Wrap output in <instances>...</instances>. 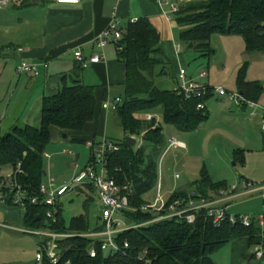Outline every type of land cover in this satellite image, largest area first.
<instances>
[{
  "label": "trees",
  "instance_id": "1",
  "mask_svg": "<svg viewBox=\"0 0 264 264\" xmlns=\"http://www.w3.org/2000/svg\"><path fill=\"white\" fill-rule=\"evenodd\" d=\"M174 16L181 27V44L203 55L211 51L210 39L214 34L239 35L244 39L248 52H264V0H191L180 2ZM123 28V38L118 42L122 49H118V57L125 66V81L122 102L115 112L126 136H142L143 140L138 148L131 147L126 138L117 140L120 150L110 154L108 169L110 176L120 185L132 186L131 204L141 206L147 202L143 196L156 184V158L166 142L164 128L157 120L156 113L165 124L191 132L209 119L207 101L213 94L188 99L178 94L176 89L158 87L155 78L165 74L166 70L159 54L160 32L146 17L129 22ZM77 62L72 71L63 77L61 90L43 98L39 125L16 124L12 132H0V167H16L21 162L24 174L19 176V181L29 195L37 193L46 175L44 159L47 147L52 142V128H59L62 135L73 136V140L86 142L87 138L79 133L100 117L104 110L103 103H99L96 86L83 82L84 67ZM247 66L248 63H245L239 70L238 92L245 100L264 106L260 102L264 85L259 80L246 79ZM200 103L205 104L204 108H198ZM145 114H152L153 117L147 119L142 116ZM97 136L98 133H95ZM91 154L93 158V148ZM194 186L192 190L176 189L170 201L178 197L187 198L191 191L208 196L210 192L229 189L225 182H214L205 168ZM75 191L85 195L88 209L94 200L92 194L97 193L96 189L84 186ZM58 209L57 221L54 222L46 218L45 204L29 203L26 209L21 210L22 221L33 229L49 228L61 233L90 231L87 213L76 215L67 223L61 202ZM127 215L137 222H145L153 217L152 213L140 211L127 212ZM210 221L207 213L200 211L193 223L173 219L130 229L118 237L120 244L124 240L129 242L126 254L108 255L102 250L100 242L93 238L65 237L58 239L61 248L58 264H216L212 253L231 241L243 243V248L237 254L251 262L257 258L256 247H264V229L256 218H253L250 226L229 221L210 226ZM100 228L101 225H98L95 229ZM94 246L98 253L92 257L90 250ZM249 248L253 249L251 253H247ZM45 264L49 263L45 261Z\"/></svg>",
  "mask_w": 264,
  "mask_h": 264
},
{
  "label": "rangeland",
  "instance_id": "2",
  "mask_svg": "<svg viewBox=\"0 0 264 264\" xmlns=\"http://www.w3.org/2000/svg\"><path fill=\"white\" fill-rule=\"evenodd\" d=\"M12 4H14L13 1L10 2V5ZM8 10L6 12L0 10V19L11 16L15 18L14 21H17V18L23 13L13 7ZM156 28L162 37L164 48L162 57L166 67L165 74L155 78V84L158 87L176 88V72L179 66L177 56H179L181 64L193 76H198L202 70L208 71V77L200 79V81L208 82L210 80L209 83L213 86H222L229 91H238V73L245 63H248L246 79L259 80L264 85V52H248L241 36L214 34L210 39L211 51L203 55L199 51L181 44V29L177 24L176 16H173L172 28L163 19ZM173 38L177 43H180L178 54ZM17 59L18 57H4L0 60L1 134L12 132L14 125L18 124L16 118H22L21 122H26L24 121L25 115L36 102L34 94L37 85H33L27 79L18 81L19 76L16 70L20 62L17 64ZM5 64L7 66H4ZM41 80L42 75L36 78L38 83ZM91 80H95V78L93 77ZM91 80L89 79V81ZM89 81H86V84H90ZM123 91V85L114 86V95ZM260 102L264 104V93ZM207 108L210 112L209 119L191 132L180 131L165 124L162 117L156 113L157 119L160 117V123L164 128L166 142L156 158L158 163L156 184L143 196V199L147 202L155 200L159 181L162 182L163 192L166 194L171 193L178 186L186 187L189 190L195 189V181L200 178L201 171L205 168L214 182H225L230 191L234 185H237L238 190L232 191L234 196L226 201L231 214H248L252 218L259 219L264 215V196L260 191L244 192L243 188L246 183L255 186L264 184V145L261 122L258 118H248L246 112L238 107L228 95L212 96L207 101ZM32 112H34L31 115L33 119L28 122L37 126L40 122L39 109H37V113L36 110ZM108 117V136L114 140L122 141L126 135L120 125L117 113L110 109ZM18 125L25 124L19 123ZM171 137L184 141L185 147H169ZM66 138H62L65 141L53 139L47 147L49 156L45 154L44 159L46 175H44L43 183L45 184H49L51 178L55 179L57 186L70 182L74 175L91 159L92 150L84 141L73 140L71 136ZM136 139L135 148H138L143 137L138 136ZM66 148L72 154L65 152ZM0 168L2 171L12 167ZM176 174L179 177H176ZM229 190L227 189V192ZM219 192H210L208 196L216 197ZM92 196L94 200L90 202L88 209L85 206L87 198L84 194L73 191L63 197L61 203L67 223L74 216L87 213L90 219V230L101 225L98 220L101 203L97 193ZM21 210L19 207L11 205L0 207V264H33L32 261L35 260V255L40 250V238L21 230L29 228L22 221L23 212ZM15 212V217L11 219L10 216L12 217ZM242 248V242H227L212 253V258L216 264H264V257L263 259L254 258L251 262L239 257L241 255L237 252H240ZM252 251L253 249L249 248L247 253Z\"/></svg>",
  "mask_w": 264,
  "mask_h": 264
},
{
  "label": "built area",
  "instance_id": "3",
  "mask_svg": "<svg viewBox=\"0 0 264 264\" xmlns=\"http://www.w3.org/2000/svg\"><path fill=\"white\" fill-rule=\"evenodd\" d=\"M4 1V0H2ZM61 4H78L81 0H52ZM159 4L166 16L171 21L174 14L179 9L180 2L190 0H158ZM124 26L116 19L112 20L109 26L96 37V45L100 51L91 57H86L81 51L75 52L76 59L81 62L84 68H87L91 63H97L105 59V48L110 43L116 44L117 49H122L118 42L123 38ZM179 47V45H178ZM23 50V48H19ZM40 65L38 63H29L22 60L17 66V72L20 74L31 73L34 75L40 74ZM45 67L48 63H43ZM208 77V71L202 70L198 76H193L189 73L186 67L179 64L176 74L178 94L185 98L203 97L212 93L218 96L228 95L237 105L246 104L250 109V118L261 117V129L264 132V106L254 102L247 101L238 91H229L222 86H213L208 82L200 81ZM122 98L116 97L112 101L103 103V108L108 110H117ZM205 104L200 103L198 108H204ZM152 114H146L145 118L151 119ZM1 129V121H0ZM88 146L94 149L93 158L83 168H81L68 183L58 185L55 179L51 178L49 184L42 183L34 195H29L19 181V176L24 174L21 162L16 167L7 170H0V205H13L20 209H26L29 203H43L47 206L46 218L54 222L57 221L56 214L58 213V205L64 196L75 191L79 187L93 186L99 196L101 203V213L99 220L101 222L100 229L90 230L85 233H61L52 231L49 228L21 229L24 232L37 235L40 238V250L35 255L33 264H58L61 259V248L58 239L70 236H83L93 238L100 242V246L108 255L117 253H127L129 242L124 240L122 244L118 242V237L125 231L137 229L148 224L161 222L163 220H182L185 219L189 223L196 220L197 212L205 211L207 216L213 222L214 226L221 225L224 221H229L234 224H242L250 226L253 223V218L248 214H231L226 201L229 200L230 194L238 190L237 185L232 187V191L223 189L215 196H203L198 192L191 191L187 198H176L170 201V196L167 197L163 192L162 182H158L157 196L154 201L146 202L141 206L131 204V196L133 194L132 186L129 184L120 185L116 179L110 176L108 169L109 156L113 152L120 150V145L107 137H103L100 141H89ZM185 147V144L175 137L169 140V147ZM72 153V152H70ZM7 167V166H3ZM1 169V168H0ZM176 177H179L176 174ZM243 191H260L264 196V184L255 186L251 183L244 185ZM229 194V196H228ZM152 213V219L145 222L133 221L127 212ZM260 226L264 229V215L258 219ZM4 226V225H2ZM98 251L94 246L90 250V255L95 257ZM264 256L263 245L256 247V257ZM67 264H70L68 262Z\"/></svg>",
  "mask_w": 264,
  "mask_h": 264
},
{
  "label": "crops",
  "instance_id": "4",
  "mask_svg": "<svg viewBox=\"0 0 264 264\" xmlns=\"http://www.w3.org/2000/svg\"><path fill=\"white\" fill-rule=\"evenodd\" d=\"M12 1L14 4L10 5ZM10 7L21 10L23 13L17 18V21H14L15 18L11 16H4L5 19H0V60L4 57H18L17 64L22 60L41 64L39 75L20 74L16 70L19 82L27 79L33 85H37L34 94L36 102L25 115L24 121L26 122H21L22 118H16L18 124H30L28 121L33 119L31 116L34 113L33 110H36L37 113V109H39L40 117L43 98L61 90L63 77L78 64L75 57L76 51H81L86 57H91L100 51L96 45V37L109 26L112 20H118L122 26L142 17L150 19L156 27L160 24L161 19L165 20L171 28L173 23V19L169 21L166 18L158 0H81L78 4H61L52 0H0L2 12L9 11ZM173 43L178 54L180 43H177L175 38H173ZM160 47L159 54L162 57L164 53L162 37ZM19 48H23V50H19ZM105 55V59L91 63L82 71V80L85 84L89 79L95 78V80L89 81L90 84L88 85L96 86L97 97L101 104L112 101L118 96L121 97L123 92L114 95L113 89L118 84L123 85L125 81V66L118 57V49L115 43L110 42L106 46ZM176 58L181 64L179 56ZM45 62L48 63L47 67L43 65ZM41 75L42 80L38 83L36 78ZM209 82L210 80H208ZM113 96L115 97L113 98ZM237 106L246 112L250 118L248 107ZM109 110L102 109L100 117L90 122L85 130L79 133L83 138H87L84 142L87 146L89 141L98 142L103 137L117 141L108 136ZM145 115L142 116L145 117ZM253 118H258L261 122V117L255 116L250 119ZM157 120L160 122V117ZM52 133L55 135V137L52 136V141L53 139L65 141L63 140L65 137L59 128L53 127ZM95 133L99 135L97 138ZM71 138L74 137L71 136ZM182 142L185 144L184 141ZM88 147L92 150L90 146ZM64 151L71 152L67 148ZM47 155L49 156V153ZM176 189L187 190L188 188L178 186ZM174 191L165 194L169 197ZM233 196L234 194H230L229 200ZM10 211L13 210L10 209ZM16 212L13 213L12 217L10 216L11 219L15 217Z\"/></svg>",
  "mask_w": 264,
  "mask_h": 264
},
{
  "label": "water",
  "instance_id": "5",
  "mask_svg": "<svg viewBox=\"0 0 264 264\" xmlns=\"http://www.w3.org/2000/svg\"><path fill=\"white\" fill-rule=\"evenodd\" d=\"M63 136L66 138L68 135L66 133L63 134ZM126 141L131 147H135L137 144V139L134 136H126ZM210 226H213V222L210 221Z\"/></svg>",
  "mask_w": 264,
  "mask_h": 264
}]
</instances>
